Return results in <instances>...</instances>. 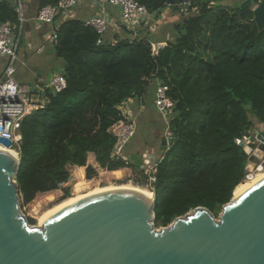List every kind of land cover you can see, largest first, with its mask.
<instances>
[{
	"label": "trees",
	"instance_id": "1",
	"mask_svg": "<svg viewBox=\"0 0 264 264\" xmlns=\"http://www.w3.org/2000/svg\"><path fill=\"white\" fill-rule=\"evenodd\" d=\"M57 1L37 0L36 12ZM223 1L187 0L196 11L175 16L172 37L155 57L148 42L154 32L147 28L132 41L115 35L113 44L108 29L97 45L95 30L84 20L60 23L58 41L50 45L62 60L55 72L64 75L66 87L58 93L47 90V103L21 122L15 176L19 203L58 189L71 166L84 167L90 179L96 172L87 164L90 156L105 170H138L141 183L154 194V225L166 226L198 206L217 216L246 173L248 157L236 139L253 131L255 121L264 125V29L252 20L261 0ZM140 2L156 18L168 6L167 0ZM0 21L18 23L6 0H0ZM202 46L209 58L201 57ZM155 79L169 88L172 136L156 160L152 181L140 163L132 162L133 154L125 152L127 161L113 159L111 150L116 128L127 121L118 106L128 98L142 103Z\"/></svg>",
	"mask_w": 264,
	"mask_h": 264
},
{
	"label": "water",
	"instance_id": "2",
	"mask_svg": "<svg viewBox=\"0 0 264 264\" xmlns=\"http://www.w3.org/2000/svg\"><path fill=\"white\" fill-rule=\"evenodd\" d=\"M186 1L167 5L174 12ZM252 12L263 30L264 0ZM252 141L257 145L248 161L257 163L264 131L236 139L245 152ZM0 143L10 146L6 138ZM165 150L163 139L149 164ZM18 168L19 157L0 149V264H264V178L232 203L231 197L217 216L198 206L160 228L150 188L152 197L129 188L96 193L31 225L19 205Z\"/></svg>",
	"mask_w": 264,
	"mask_h": 264
},
{
	"label": "built area",
	"instance_id": "3",
	"mask_svg": "<svg viewBox=\"0 0 264 264\" xmlns=\"http://www.w3.org/2000/svg\"><path fill=\"white\" fill-rule=\"evenodd\" d=\"M81 0H58L56 4H46L39 8L34 16V25L49 26L50 31L46 33V40L51 44H56L58 41L57 27L55 25V18L57 15L69 17L72 15V10L79 4ZM101 6V12L94 13L83 21L85 26L92 27L96 34V44L103 43V37L111 27L112 23L116 29L120 30L121 25L125 27L130 33V39L136 37L141 28L151 29L154 27L159 18L156 19L150 13L147 7L140 2V0H93ZM103 4L119 8V24H115L112 20H108L104 11ZM195 6H189L186 2L177 6L175 16L187 15L196 11ZM26 5L23 0H16L15 12L18 23L10 21H0V56L6 58L4 70L0 76V137L6 138L10 141V146L5 147L0 143L4 149L12 150L16 156L19 152L20 133L19 128L22 120L32 111L42 108L47 103L46 91L50 90L52 93H58L66 87V80L62 73L53 72L47 78H37L33 85L20 84L15 75L17 72V51L21 42L23 32V25L28 21L26 17ZM50 32V33H48ZM118 39L111 40V43L117 42ZM150 45V54L155 57L159 51L164 48L165 41L148 40ZM154 89V107L160 116L166 120L167 116L172 110V102L168 96V85L155 79ZM132 99L128 98L123 101L118 109L127 121L121 123L115 130V141L111 150V158L130 160L128 155H125V147L130 139L136 133L135 118L128 110L129 102ZM167 130L164 132V139L166 140V148L169 145V139L172 134L168 129V122L166 124ZM257 143L252 141L249 143V148L246 151L247 157L254 153ZM142 162L149 164V153L141 154ZM264 153L258 159L257 163L247 162L246 173L242 182L250 181L260 169L264 168ZM155 166L150 165L149 179L154 180Z\"/></svg>",
	"mask_w": 264,
	"mask_h": 264
},
{
	"label": "rangeland",
	"instance_id": "4",
	"mask_svg": "<svg viewBox=\"0 0 264 264\" xmlns=\"http://www.w3.org/2000/svg\"><path fill=\"white\" fill-rule=\"evenodd\" d=\"M10 4H12L13 0H6ZM24 1V0H23ZM28 6V14L26 16H30L36 10V2L37 0H25ZM24 1V2H25ZM237 0H225L223 2L232 4ZM215 2V0H213ZM256 5H254L255 7ZM114 7V6H112ZM104 11L107 15L108 20H111L110 14L107 11L109 7H106L105 4L103 5ZM118 8V7H116ZM111 11V10H110ZM96 13L101 12V6L99 5L98 10L95 11ZM166 14H171V16H175V13L167 6L164 8L160 14V17H165ZM119 8L118 14L116 18H119ZM177 16V15H176ZM67 18V16H65ZM120 21V18H119ZM157 29L155 28L154 31H158L159 28H162V23H157ZM33 22L28 20L24 23L23 27V36H21V42L19 44V48L17 51V74L15 75L16 79L19 83L24 82L28 85H33L35 82V76L37 73H40L42 77H45L52 71H57L59 68L60 63L62 62L61 59L55 57L53 47L44 40L43 37L39 36L37 38L28 39L24 36V33L28 30L29 35L37 34L34 29L32 28ZM111 27L113 26L110 22L109 24ZM110 29V28H109ZM161 31V30H160ZM50 33V32H48ZM163 40L166 41L167 39L165 36H162ZM165 39V40H164ZM37 50L38 52H35ZM199 52L201 57L206 58L210 57L209 51L205 48H199ZM46 60V61H45ZM24 62V66H21V63ZM3 72V70H2ZM47 72V73H46ZM46 73V75H45ZM1 74V73H0ZM155 82L153 80L150 81L147 93L143 96V105L145 106V111L143 115H140L138 119H136V133H135V141L137 143L142 142H150L152 140H156L161 144V141L164 139V132H166L167 127L166 124L170 120L171 115H168L166 120L160 118V114L154 109L153 98H154V88ZM133 113V110H132ZM258 130L264 131V125L255 121L253 131L251 133H255ZM134 138V137H133ZM134 143H131V153L132 162L140 163V168L142 169L144 174H149L150 164H144L139 160V154H135ZM145 146V145H144ZM133 148V149H132ZM148 147L146 146V149ZM152 153H156L158 148H153ZM148 150V149H147ZM141 151V150H140ZM147 153V152H144ZM142 154V152H141ZM130 155V154H129ZM163 155V154H162ZM162 155H157L156 159L162 157ZM150 160L148 161V163ZM87 164L93 166L96 170L95 174L90 178H85V171L84 167H69V178L68 180L61 184L58 189L44 192V193H37L32 201L29 203H19L20 209L24 214L26 219H33L35 221L34 224L31 225H38L39 217L48 209L53 207L54 205L68 199L71 197L84 195L92 191L93 189L103 188V187H136L141 189L148 190V186L143 185L141 182L143 177L140 176L138 170L135 168H127L121 171H117L112 173L109 170H105L99 168L96 162L93 160L92 157L87 158ZM65 189H68V194L65 196ZM75 195V196H73ZM65 196V197H63ZM155 228H160L163 226L154 225Z\"/></svg>",
	"mask_w": 264,
	"mask_h": 264
},
{
	"label": "crops",
	"instance_id": "5",
	"mask_svg": "<svg viewBox=\"0 0 264 264\" xmlns=\"http://www.w3.org/2000/svg\"><path fill=\"white\" fill-rule=\"evenodd\" d=\"M25 1V0H24ZM13 7H14V9H15V7H16V0H13L12 1V4H11ZM25 5H26V8H27V14L29 13L28 12V6H27V4H26V1H25ZM104 5V4H103ZM105 6L106 7H109V10H108V8H107V11L109 12V14H110V17H111V20H112V22H115V24H119V18H116L117 17V14H118V8H116V7H112V6H109V5H106L105 4ZM178 6V5H177ZM98 8H99V4L98 3H94L93 2V0H81V2L79 3V4H77L75 7H74V9L72 10V15L71 16H69V17H67V18H63L61 15H57V17H56V21H55V25H59L60 23H62V22H64V21H66V20H68V19H77V20H80V21H83V20H85L86 18H88L89 16H91V15H93L94 13H95V11L96 10H98ZM176 8V7H175ZM111 10V11H110ZM37 12H36V10H35V12L33 13V14H31L30 16H26L27 17V19L28 20H31L32 22H33V25H32V28L34 29V31L37 33V34H31L30 33V36L29 35H27V34H29V31L27 30L25 33H24V36L26 37V38H28V39H31V38H37V37H39V36H41V37H43L44 38V40L45 41H47L46 40V31L45 30H47L46 28L47 27H45V26H40V27H38V26H36V24L34 25V20H33V18H34V16H35V14H36ZM157 18H159V20L156 22V24L154 25V27L153 28H151V29H148L149 31H153L154 32V34L152 35L153 37H154V40H156V41H162L163 40V38H162V36H165V38L166 39H171V37H172V35H171V27H170V25L172 24V22H174L175 21V16H171V14H166V16L165 17H157ZM156 18V19H157ZM27 22V21H26ZM25 22V23H26ZM162 23V28H159V30L158 31H154V29L157 27L156 25H158L157 23ZM23 27H24V25H23ZM157 29V28H156ZM23 30V29H22ZM161 30V31H160ZM125 30H120V28H119V30L118 29H116V27L115 26H112V27H110V30H109V33H108V36L111 38V40H113L114 39V36L115 35H117V37L119 38V39H122V38H124V37H127V35L128 36H130L129 35V33L128 32H124ZM139 33H141V32H139ZM22 36H23V32H22ZM165 40V39H164ZM48 42V41H47ZM49 44H51L50 42H48ZM35 52H38L37 50H35ZM39 53V52H38ZM46 61V60H45ZM5 64H6V58L5 57H2V56H0V73L2 74V70H4V67H5ZM24 62H22L21 63V66H24ZM18 72V71H17ZM17 72H16V74H17ZM53 72H55V71H52L51 73H49L48 75H46V73H45V77H42L41 75H40V73H37L36 74V76H35V80L37 79V78H47V77H49ZM1 74H0V76H1ZM18 81V80H17ZM19 82V81H18ZM20 84H22V85H28V84H25L24 82H21ZM145 106L143 105V102L142 103H140L139 104V101H136V100H131L130 102H129V107H128V110H130V113H132V110H133V113H132V115L136 118V119H138V117L140 116V115H143V113H144V111H145ZM155 109V108H154ZM134 137V138H133ZM131 139H130V141L127 143V145H126V147H125V152L129 155V156H131V154H133V153H131V143H134V149H135V154H141V152L142 153H144V152H147V153H149V154H151L152 152H153V148H155V147H159V142L158 141H156L155 140V143H154V140H152L151 139V141L150 142H142V143H137V141H135L134 139H135V135L133 136ZM145 145V146H144ZM146 146L148 147L147 149H146ZM133 149V148H132ZM141 150V151H140ZM157 160V159H156ZM74 167H76V166H74ZM124 169H126V167L125 168H121V169H117V170H113V171H111L112 173H115V172H117V171H121V170H124Z\"/></svg>",
	"mask_w": 264,
	"mask_h": 264
},
{
	"label": "bare ground",
	"instance_id": "6",
	"mask_svg": "<svg viewBox=\"0 0 264 264\" xmlns=\"http://www.w3.org/2000/svg\"><path fill=\"white\" fill-rule=\"evenodd\" d=\"M0 149L3 150L4 148L0 146ZM7 152L14 154V152L12 150H8V149H4ZM264 178V168L260 169L259 172L256 174L255 177H253L250 181L247 182H241L239 183L232 194V200L231 203L234 202L235 200H237L240 196H242L248 189H250L252 186H254L255 184H257L260 180H262ZM114 189H128V187H103V188H97V189H93L92 191H90L87 194L84 195H79V196H75V197H71L68 198L56 205H54L53 207H51L50 209H48L47 211H45L40 217H39V221H38V225H40L44 220H46L47 218H49L50 216L56 214L57 212L61 211L62 209L68 207L69 205L83 199L86 198L87 196L96 194V193H100V192H104L107 190H114ZM129 189H137L141 192H143L145 195H147L148 197H152V194L149 190L146 189H141V188H136V187H132ZM228 205H226L227 207Z\"/></svg>",
	"mask_w": 264,
	"mask_h": 264
}]
</instances>
